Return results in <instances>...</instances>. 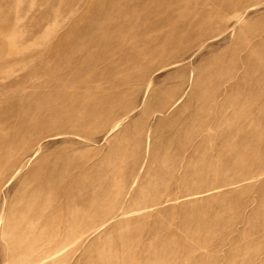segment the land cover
Here are the masks:
<instances>
[{"label": "rangeland", "instance_id": "1", "mask_svg": "<svg viewBox=\"0 0 264 264\" xmlns=\"http://www.w3.org/2000/svg\"><path fill=\"white\" fill-rule=\"evenodd\" d=\"M0 264H264V0H0Z\"/></svg>", "mask_w": 264, "mask_h": 264}]
</instances>
